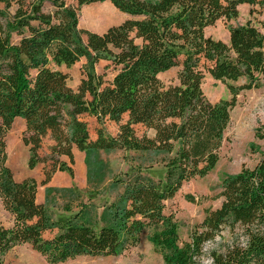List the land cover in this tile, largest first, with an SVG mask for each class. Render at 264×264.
Returning <instances> with one entry per match:
<instances>
[{
    "label": "trees",
    "instance_id": "obj_1",
    "mask_svg": "<svg viewBox=\"0 0 264 264\" xmlns=\"http://www.w3.org/2000/svg\"><path fill=\"white\" fill-rule=\"evenodd\" d=\"M75 2L0 0V202L13 219L11 227L0 222V264L20 245L49 264L117 257L153 226L160 231L149 241L164 264H264V148L253 168L222 179L219 207L205 211L188 241L179 243L164 204L215 167L237 95L256 88L255 77L264 75V34L251 20L229 26L227 42L204 31L236 19L241 5L262 17L256 23L264 29V0ZM102 2L128 19L101 34L81 29L80 8ZM81 59L82 78L72 89L61 68ZM100 62L102 74L95 70ZM174 68L176 83L167 85L160 75ZM205 75L226 84L230 99L210 102L201 88ZM240 79L247 83L229 84ZM86 117L97 124L94 137ZM17 118L24 121L27 169L43 165L41 186L57 172L74 180V149L84 153L87 168L97 152L137 156L109 181L107 188L120 192L102 205L98 222L87 218L91 206L74 197L61 207L69 216L53 219L47 205L36 202L37 182L14 179L5 140ZM106 123L117 127L115 136L105 132ZM255 137L264 141V132ZM45 139L51 145L42 157ZM155 166L161 167L157 178ZM75 189L72 183L59 191L74 196Z\"/></svg>",
    "mask_w": 264,
    "mask_h": 264
},
{
    "label": "rangeland",
    "instance_id": "obj_2",
    "mask_svg": "<svg viewBox=\"0 0 264 264\" xmlns=\"http://www.w3.org/2000/svg\"><path fill=\"white\" fill-rule=\"evenodd\" d=\"M65 2L71 6H76L75 0H65ZM238 9L239 14L236 19L228 22L224 20L217 21L214 26L205 29V35L214 40L227 42L228 27L242 26L248 20H251L264 34V29H261V26L256 23L257 20H262L261 16L256 14L250 16L249 11L251 8L248 5H241ZM2 10L3 6L0 4V11ZM45 10H49L47 5L45 6ZM84 11L87 12L86 16L82 15ZM77 17L78 26L81 29L98 34L105 32L109 27L120 25L128 19L126 15L117 11L109 2L83 6L78 11ZM83 64L84 59H81L69 69L61 68V71L66 73L68 77V86L72 89L77 88L82 78ZM104 66L105 63L100 62L95 67L96 72L102 74ZM177 71V68L171 69L161 74L160 79L167 85L174 84L176 83ZM111 76L112 73L107 71L106 79H110ZM244 83H247L246 79H240L235 83L229 84L238 87ZM254 83L257 84L256 88L241 91L236 97V104L229 113L230 121L223 133L222 144L218 151L219 159L215 167L205 177L196 178L184 183L176 195L164 203L165 213L172 214L176 222L180 244L188 241L189 231L193 226L202 221L206 210H213L219 207L221 199L218 198V194L222 179L229 175H235L242 169H251L260 160L264 148V141L257 139L255 132L257 130L264 132V75L256 76ZM201 88L206 98L212 103L230 99L227 85L219 81H214L208 75H205ZM86 122L91 136L94 137L95 128L97 127L96 122L90 117H86ZM19 129L20 123L14 124L5 140L7 153L6 165L12 170L16 181H20L19 179L28 173L26 166L28 153L27 149L21 143ZM104 129L109 135L115 136L117 134V127L112 123H106ZM140 131L141 128L137 127L136 133L139 136ZM39 153L42 157L47 156V143H44ZM131 158L136 159L137 156L134 153H124L121 151H113L110 153L97 152L96 157L91 160L87 168L84 155L83 161L81 162L84 169L82 170L81 177L78 176L81 179L76 184L73 183L76 188L74 190L76 193L74 196L72 194H64L59 190L46 194L44 187L38 184L37 189L40 192L42 190L44 191V199L47 200L49 197L46 201V208L49 215L53 219L69 216L62 212L61 207L69 199L74 197L76 200L91 206L87 218L91 222H98L102 212V205L113 200L120 192L118 188L115 190L107 188L109 181L114 175L128 169V163L131 161ZM66 162L68 163L67 159ZM79 163L80 161L78 160V166ZM71 167L74 171V164ZM160 169V166L154 167L153 178L159 176ZM0 222L5 227H11L13 222L12 217L4 211L1 202ZM159 231V226L147 228L141 234L139 243L126 250L120 256L107 258L80 257L60 264H164L161 254L149 241L150 237ZM223 235L227 237L226 232ZM3 264L49 263L32 251L28 245H20L7 253Z\"/></svg>",
    "mask_w": 264,
    "mask_h": 264
},
{
    "label": "crops",
    "instance_id": "obj_3",
    "mask_svg": "<svg viewBox=\"0 0 264 264\" xmlns=\"http://www.w3.org/2000/svg\"><path fill=\"white\" fill-rule=\"evenodd\" d=\"M16 123H20V129H19V134H20L24 130V121L20 118H17L14 121V124H16ZM12 128H13V126H12ZM44 143H47V146L51 145V141L49 139H45ZM83 156H84V154L82 152H79L75 149L73 150L74 171H75L73 181L68 177V175L65 172H57L52 176V178L47 183V185L43 186L44 189L49 188V189H53L54 191L55 190H64L66 188H70L72 186V183L76 184L77 181L81 179V178L79 179L78 176L81 177L82 170L84 169L83 165L81 164V162L83 161ZM61 160L66 162V158H61ZM78 160L80 161L79 166L77 164ZM42 166H43L42 164H38L33 170H28V173H26L23 176V178H26V177L33 178L37 182V184H40L41 181L43 180ZM78 168H79V170H78ZM23 178H20V179L18 178V179L22 180ZM14 179H15V176H14ZM43 192H44L43 190L40 192L39 189H37L36 202L38 204L47 205L46 201L49 199V197L47 198V200L44 199V193Z\"/></svg>",
    "mask_w": 264,
    "mask_h": 264
},
{
    "label": "bare ground",
    "instance_id": "obj_4",
    "mask_svg": "<svg viewBox=\"0 0 264 264\" xmlns=\"http://www.w3.org/2000/svg\"><path fill=\"white\" fill-rule=\"evenodd\" d=\"M82 15L86 16V15H87V12L84 11V12L82 13ZM90 16H91V15H90ZM90 16H89V17H90Z\"/></svg>",
    "mask_w": 264,
    "mask_h": 264
}]
</instances>
